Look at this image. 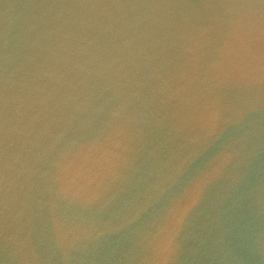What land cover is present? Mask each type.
<instances>
[{"label":"water","instance_id":"95a60500","mask_svg":"<svg viewBox=\"0 0 264 264\" xmlns=\"http://www.w3.org/2000/svg\"><path fill=\"white\" fill-rule=\"evenodd\" d=\"M0 264H264V0H0Z\"/></svg>","mask_w":264,"mask_h":264},{"label":"clouds","instance_id":"9594fccd","mask_svg":"<svg viewBox=\"0 0 264 264\" xmlns=\"http://www.w3.org/2000/svg\"><path fill=\"white\" fill-rule=\"evenodd\" d=\"M92 231H95L96 236L102 235V230H90L84 233L85 237H90L92 235ZM155 244L153 246V251L157 256H161L163 253L164 255L161 257L162 259H167V255L173 251L172 242L170 238H164L157 236L154 238Z\"/></svg>","mask_w":264,"mask_h":264}]
</instances>
